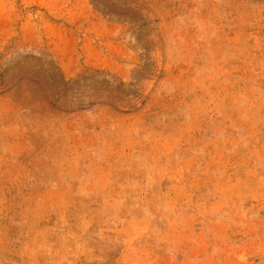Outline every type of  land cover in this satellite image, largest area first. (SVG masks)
Returning <instances> with one entry per match:
<instances>
[{"label":"rangeland","instance_id":"obj_1","mask_svg":"<svg viewBox=\"0 0 264 264\" xmlns=\"http://www.w3.org/2000/svg\"><path fill=\"white\" fill-rule=\"evenodd\" d=\"M0 264H264V0H0Z\"/></svg>","mask_w":264,"mask_h":264}]
</instances>
